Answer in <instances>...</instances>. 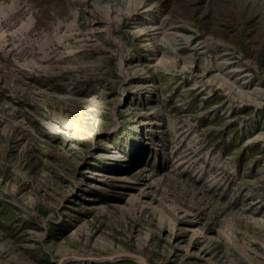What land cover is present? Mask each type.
<instances>
[{"label":"rangeland","instance_id":"374dc122","mask_svg":"<svg viewBox=\"0 0 264 264\" xmlns=\"http://www.w3.org/2000/svg\"><path fill=\"white\" fill-rule=\"evenodd\" d=\"M120 253L264 264V0H0V263Z\"/></svg>","mask_w":264,"mask_h":264},{"label":"water","instance_id":"95a60500","mask_svg":"<svg viewBox=\"0 0 264 264\" xmlns=\"http://www.w3.org/2000/svg\"><path fill=\"white\" fill-rule=\"evenodd\" d=\"M128 258V259H132V260H136V261H139L141 262L142 264H148L147 260L140 256V255H137V254H133V253H120V254H117L115 256H108V257H101V258H96L94 260L96 261H112L116 258ZM69 258H75V257H66V258H63L60 263H62L64 260H67ZM1 264V263H0Z\"/></svg>","mask_w":264,"mask_h":264}]
</instances>
